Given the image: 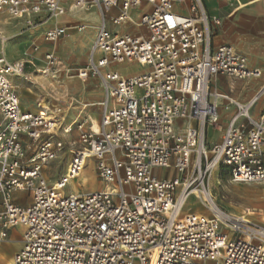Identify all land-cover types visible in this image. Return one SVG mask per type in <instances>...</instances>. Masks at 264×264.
<instances>
[{
  "label": "built area",
  "instance_id": "obj_1",
  "mask_svg": "<svg viewBox=\"0 0 264 264\" xmlns=\"http://www.w3.org/2000/svg\"><path fill=\"white\" fill-rule=\"evenodd\" d=\"M70 1L101 17L89 65L77 75L102 83L99 125H80L88 155L81 161L77 153L65 175L49 181L63 120L22 109L15 80L26 77L27 66L0 54V253L22 227L12 264H264V227L217 213L206 199L215 169L228 170L235 184L264 183V110L259 119L251 114L261 95L242 104L213 88L220 76L259 79L262 72L233 46H214L220 21L204 0ZM7 13L33 25L68 11L64 0H0V14ZM109 23L144 27L148 35L114 34ZM69 31L56 26L46 40ZM46 58L43 72L57 75L56 57ZM124 64L143 71L125 77L113 70ZM223 102L236 110L225 128ZM209 126L220 142L209 143ZM88 160L103 188L64 191ZM192 196L205 211L184 216Z\"/></svg>",
  "mask_w": 264,
  "mask_h": 264
},
{
  "label": "crops",
  "instance_id": "obj_2",
  "mask_svg": "<svg viewBox=\"0 0 264 264\" xmlns=\"http://www.w3.org/2000/svg\"><path fill=\"white\" fill-rule=\"evenodd\" d=\"M66 5L68 6V10L71 12L80 11L84 13L85 17H88V18L93 17L95 21L97 22V26L93 28L88 26L87 30L80 32L77 30L76 27L80 23H84V22L82 20L78 21L76 20V18L72 19V21H69V19L71 20V18L68 15L61 16V18L68 16L67 20H64V18L63 19L57 18L51 21L52 19L43 17V19L39 20L37 23H34L33 25H28L26 18L23 20L13 19L12 17L9 16L8 13L0 14V54L2 53V51H5L4 47L5 45H7L13 54H15L18 57H21L17 59L9 58L10 60L23 61L21 60L22 58L23 59L27 58L26 61H23L27 66L26 67V77L24 79L15 80V84H17V87H18L20 102H22V94L20 93L21 87L23 86L27 88V86L31 85L29 81L30 76H28L27 74L28 73L27 71L29 68L28 62H30V60H33L36 54L39 53L40 59L44 61V63H46L45 59L43 60L41 57L45 58L46 55H48L50 52L54 53L57 59V63L59 61L58 65L60 67L63 64V61L60 60L61 58L60 56H58V53H62L64 49H65V52L67 53L66 64L68 63L69 60H78L79 62H76L75 64L82 63L84 62L86 57L89 58L88 63L90 61L92 44L98 33V26L101 20L100 14L96 10H92L90 12H85L81 10L75 11L73 9H69L70 4L66 3ZM204 6L207 8L208 14L212 20L220 21V25L214 28V34L212 38V43H214V46L219 47L224 44L233 46L237 52H239L242 56L244 55V57L246 58L248 62V66L250 69H257L260 72H262V76L259 79L251 78V79L238 80V79L230 78L227 76L225 77L220 76V77L215 78L213 82V88L224 95H228L229 97H232L234 100L242 104L248 103L253 98H255L257 95H261L257 105L251 111V114L253 115V117L255 119H259L260 116L262 115L261 114L262 111L264 110V0H223V1L204 0ZM7 19H9L10 22L9 24L4 25L3 21ZM61 23L74 24L73 26H70V27L64 25V27H68L70 31H75V32L71 34L69 38L67 37L64 38L62 42L60 43H58V41L55 43H50L47 40H45L46 39V37L44 39L45 31L50 30L51 28L58 26L57 24H61ZM61 26H58V27H61ZM25 28L28 31L23 33V30ZM108 28L114 34L129 33L133 35L134 34L148 35V30L146 28L132 26L130 24H124L121 26L114 27L111 23H109ZM90 29L91 30L93 29L92 36L90 39L86 40L85 34L88 31H91ZM5 33L7 34L6 36H12V38L6 42L2 38L3 37L2 35ZM14 38H17V40L12 41V39ZM44 42L47 47H50V50L45 52L44 55L41 52V48L36 47L37 48L36 52L32 54H27L26 57L24 56V53L26 52L28 45L30 46L31 43H37L39 45V44H44ZM88 63L86 66L89 65ZM59 73H61V71H59ZM66 73L67 72H64L65 76H66ZM140 73L141 72H137L135 73V75L140 74ZM135 75H132V76H135ZM132 76H129V77H132ZM76 78H79V77L73 76L68 80L63 79V81H60V82L68 84L67 86H69L68 82L71 81L70 85H72L73 87L70 86V88L69 87L68 88L72 91L73 89H75L74 91H76L77 93H81V97L84 99V101H87V102L98 101L101 98L97 95H99L102 92L104 93V95L102 96L101 100L104 101L105 91L102 87V83L100 82L98 78L92 77L90 75L87 76V78L86 77L81 78V79L79 78V80H77ZM91 86L97 87V88L94 89L93 91H87V89ZM27 91H29L30 93L34 92L33 88H27L26 92ZM42 92L51 93L54 91L48 90V92L47 91L45 92L42 91ZM66 93L67 95L69 94L68 89ZM25 108L28 111H32V110H29L28 108L34 109L35 106L34 104H32L31 106L27 105ZM22 109L24 111H27L23 107V102H22ZM87 109L88 108L86 107H81L80 111L82 110L86 111ZM87 112L88 110L86 111V113ZM235 112L236 110L233 106H228L227 102L222 103L221 109L219 111L220 125L222 126V128L226 127L228 122L234 116ZM58 114L59 116H63L65 113H62L60 111L58 112ZM60 119L63 120V123H62V126H63L66 119H62L61 117H59L58 120ZM221 138H222V134H220V139L218 141L211 143V144L220 142Z\"/></svg>",
  "mask_w": 264,
  "mask_h": 264
},
{
  "label": "rangeland",
  "instance_id": "obj_3",
  "mask_svg": "<svg viewBox=\"0 0 264 264\" xmlns=\"http://www.w3.org/2000/svg\"><path fill=\"white\" fill-rule=\"evenodd\" d=\"M67 11H68V16L71 18L69 21H72V19L76 18V20H82L84 23L87 24V26L90 27H95L97 26V22L93 17H85L83 12H71L68 10L67 6ZM62 17L61 19L64 18V20H67V17ZM60 19V20H61ZM58 26L61 25H66V26H73L74 24H57ZM91 30V29H90ZM93 30V29H92ZM92 30L88 31L85 34L86 40L90 39L92 36ZM26 28L23 30V33H25ZM48 31V30H47ZM44 33V39L46 37V33ZM75 31H69L68 34L65 37H62L58 43L62 42L64 38H69L71 34H73ZM7 34H3L4 37H9L6 36ZM17 38L12 39V41H16ZM46 40V39H45ZM11 41V42H12ZM48 44V43H47ZM33 45V46H32ZM36 47L41 48V52L43 55L45 52L50 50V47H47L45 42L44 44H37V43H31L30 46L28 45L26 52L24 53V56L26 57L27 54H32L36 52ZM8 48V46H7ZM51 53V52H50ZM49 53V54H50ZM16 55L12 53V57H15ZM58 56H60V60L63 61V64L61 67L58 68L61 73H58L57 75L55 74V77H57L58 81H63V79L68 80L73 76L78 77V70H81L82 68H85V66L88 63L89 58L86 57L84 62L75 64L76 62H79L78 60H69L68 63L66 64V59H67V53L65 52V49L62 51V53H58ZM88 56V55H87ZM43 60L45 58L41 57ZM16 59V58H13ZM57 60V59H56ZM73 63V64H72ZM59 64V61L58 63ZM37 65V66H36ZM47 65V64H45ZM28 76H30V84L27 86V88H33L32 93L29 91L26 92L25 87H21L20 93L22 94V102H23V107L31 106L34 104L35 108L30 109L34 113H44L47 116H52L54 117H62L59 116V114H55L54 111L57 110H63L66 112V104L64 103V97L61 89H55L53 90L54 92L51 93H43V90L40 85L37 83V80L42 76L43 74V61L40 59L39 53L35 55V58L33 60H30L28 62ZM48 66V65H47ZM113 70H118L123 76H132L135 75L137 72H142L143 69L140 66L132 65V64H124V65H117L113 68ZM64 72H67V75H64ZM69 72V73H68ZM38 77V78H37ZM64 77V78H63ZM35 78V79H34ZM37 78V79H36ZM87 78V77H86ZM90 78V77H88ZM79 80V78H76ZM61 83V82H60ZM66 84L67 88L70 86L73 87L71 84V81ZM39 86V87H38ZM103 87V86H102ZM69 90L70 92V98H76L77 101H79L81 104L76 106L69 112V114L66 116L67 120L64 122L63 126L57 131L55 135V144L56 147L60 150L58 153V158L53 161L45 171V174L48 175V180L51 182H55L58 179L62 178L65 173L68 170V165L71 163L72 160L76 159L77 153L79 151L83 150V147L80 145V125L82 123L87 122L88 118V113H96L94 117H96L98 120L100 119V114H101V107H94V108H88V112L86 111H80L81 107H84L82 103L85 105H91L94 102H87L84 101V99L81 97V93H77L74 91L75 89ZM97 87H89L87 91H93ZM42 90V91H41ZM58 90V91H57ZM102 94L99 96L102 99ZM99 99V100H101ZM77 103V102H76ZM90 109V110H89ZM27 110V109H26ZM92 110V112H91ZM72 112V113H71ZM61 115V114H60ZM65 115V114H64ZM63 115V116H64ZM208 134H209V143H214L220 139V134L215 128L212 126H209L208 128ZM93 161L88 160L87 162V167H86V175L88 178L87 182H84L82 179L83 175L78 179L73 181L75 185L73 186L71 182L64 191L67 193H87L91 191H99L103 188V184L100 183V180L98 178V174L94 168V165L92 163ZM93 165V166H92ZM90 169V171H89ZM88 172L90 174H88ZM92 173V174H91ZM220 176V185H217V183L213 180V178L210 179L209 183V191L212 195H215L216 198H218L219 205L223 208V211H225L227 214H235L237 216L244 215L246 213V210L248 211L247 215L253 214L250 216L251 219H253L255 222L262 224V218L264 216V193H258L257 195L252 194V190L260 188L264 184H246V185H236L232 181V177L230 175V172L226 169L220 171L218 173ZM170 177L172 176V173L169 175ZM94 178V180H93ZM79 181V182H78ZM81 181V182H80ZM97 188V189H96ZM249 192V193H248ZM192 202V207L190 208L191 211L188 209L185 210L184 216L191 214L192 212H196V208H199V203L196 201L195 197L191 198ZM198 207H197V206ZM203 207V206H201ZM205 211L204 209H202ZM251 212V213H249ZM25 230L22 227H16L12 230L10 234V240L12 243H5L1 245V257H0V264H6V260L13 259L14 255L22 248L19 246L21 245V240L22 236L24 234Z\"/></svg>",
  "mask_w": 264,
  "mask_h": 264
},
{
  "label": "bare ground",
  "instance_id": "obj_4",
  "mask_svg": "<svg viewBox=\"0 0 264 264\" xmlns=\"http://www.w3.org/2000/svg\"><path fill=\"white\" fill-rule=\"evenodd\" d=\"M66 3H68V4H70V7H69V9H73V10H75V8L73 7V5L71 4V1L70 0H64ZM75 11H78V10H75ZM94 14V13H93ZM98 14V13H97ZM49 19H52L51 21H53V19H56V18H49ZM2 22V21H1ZM9 22H10V20L9 19H7V20H4L3 21V23H4V25H7V24H9ZM12 22V21H11ZM49 23V22H48ZM3 31V30H2ZM15 32V31H14ZM80 32H82V31H80ZM79 32V33H80ZM3 36V35H2ZM14 36V35H13ZM84 36V35H83ZM4 40H5V42L6 41H8L9 39H11L12 38V36H9L8 38L7 37H2ZM84 39V38H83ZM5 51H2V53L1 54H4L7 58H21V57H18V56H15V57H12V52H11V50L9 49V48H7V45H5ZM50 54H52V55H54V53H50ZM55 56V55H54ZM246 59V58H245ZM21 60H23V61H26L27 60V58L26 59H21ZM29 61V60H28ZM45 61H46V63H44V61H43V64H44V66H43V71H44V69H47L48 68V66L47 65H45V64H47V58L45 57ZM248 63V62H247ZM69 73V72H68ZM43 75L42 76H40V78L37 80V83L40 85V87L43 89V90H46L47 92H48V90H55V89H61L62 90V93H63V97L65 98L64 99V103L67 105V107H68V109H66V112L65 111H63V110H57V111H54V113L55 114H58V112H62V113H65V115L64 116H62L61 118L62 119H66L67 117V115L69 114V112L76 106V104L78 105V106H80V102L79 101H77L76 99H74V98H72L71 97V100H69V98H70V92H69V94L67 95V93H66V91H67V86H66V84L65 83H60L59 81H58V79H57V77H55V74L54 73H50V74H45V72H43L42 73ZM66 75H67V73H66ZM104 95V93L102 92V93H100L99 95H97V96H100V95ZM103 100H98V101H95L94 103H92L91 105H85L84 103H82L83 104V106L84 107H86V108H94V107H98L99 105H101V103H103L102 102ZM77 102V103H76ZM89 109V110H90ZM91 112H92V110H91ZM72 113V112H71ZM95 114L96 113H90L89 115H88V120H87V122L89 123V124H91V125H93V130H97V128H98V119L96 118V117H94L95 116ZM48 118H51L52 120H58V117H52V116H48ZM67 120V119H66ZM78 153H80L81 155H82V157H81V161H83V158H84V156H87L88 154H87V152L86 151H79ZM85 161H87V160H85ZM92 161V160H91ZM93 163V162H92ZM93 166V165H92ZM68 167H69V165H68ZM89 171H90V169H89ZM86 168H84L83 169V172H82V175H83V177H82V179L81 180H83L84 182H87L88 181V178L89 177H87V175H86ZM218 173H220V171L218 170V169H215L212 173H211V175H210V178H209V182H208V188H209V183H210V179L211 178H213V180L217 183V185H220V176H219V174ZM88 174H90L89 172H88ZM92 174V173H91ZM81 175V176H82ZM93 180H94V178H93ZM79 182V181H78ZM81 182V181H80ZM73 186H76L75 185V183L73 182V183H71ZM246 184H257V183H246ZM246 184H236V185H246ZM264 184V183H263ZM77 187V186H76ZM97 189V188H96ZM264 193V185H262L260 188H258V189H254V190H252V194L253 195H257L258 193ZM208 193H209V197H210V200L208 199V198H206L208 201H211L213 204H214V209H215V211L217 212V213H220V212H222V213H224L225 211H223V208L219 205V202H218V198H216V196L215 195H212L211 193H210V191L208 190ZM249 193V192H248ZM193 197V196H192ZM191 197V198H192ZM191 198H190V201L187 203V209L188 210H190V208L192 207L191 205H192V202H191ZM197 206V205H196ZM200 206V205H199ZM202 206V205H201ZM199 207V208H196V212H199V213H201V212H204L202 209H204V207ZM198 207V206H197ZM248 211H250V210H246V213H245V217L246 218H248V220L249 221H251L252 223H255L256 225H259V226H262V227H264V216H263V218H262V224H260V223H257V222H255L253 219H251L250 218V216L251 215H253V214H249V215H247V213H248ZM226 213V212H225ZM249 213H251V212H249ZM229 214V213H228ZM232 217H235V216H237V215H235V214H230ZM242 216H244V215H242ZM19 246H21L20 244H19ZM0 257H1V255H0ZM6 262V264H12L13 263V259H10V260H6L5 261Z\"/></svg>",
  "mask_w": 264,
  "mask_h": 264
}]
</instances>
